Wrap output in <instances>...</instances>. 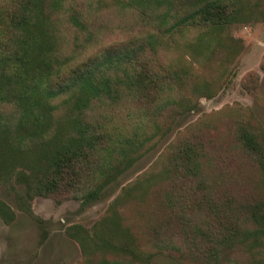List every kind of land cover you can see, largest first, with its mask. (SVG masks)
<instances>
[{
  "label": "rangeland",
  "instance_id": "rangeland-1",
  "mask_svg": "<svg viewBox=\"0 0 264 264\" xmlns=\"http://www.w3.org/2000/svg\"><path fill=\"white\" fill-rule=\"evenodd\" d=\"M4 1L0 0V6ZM68 3L90 14L93 35L87 41L88 31H65L59 17L61 51L74 56L73 64L145 33L141 23L134 21L135 12L115 0ZM251 14L246 12L225 28L207 32L211 48L199 54L190 46L201 35L198 29L168 39L169 46L158 51L159 64L151 62L148 67L185 66L190 73L181 91L175 83L162 94L163 100L172 98V104L163 103L160 112L153 111L159 104L154 90L138 91L115 108L103 106L104 113L102 107L95 108V117L101 114L121 134L129 138L137 134L143 143L128 147L125 167L116 170L118 175L97 199H77L76 187L29 196L23 174H34L38 138L23 137L18 143L27 150L13 151L11 142L24 132L5 136L0 129V205L6 206L5 212L0 211V264H85L88 258L102 257L134 264H264L263 234L251 247L222 248L215 258L208 253L218 244L204 235L208 232L212 238L238 227L235 221L242 225L241 206L264 198V172L236 134L242 123L264 136V13ZM195 83L194 94L190 87ZM181 94L192 102L180 105ZM65 95L49 101L51 106L60 105L51 110L54 120L67 112L61 104ZM10 107L0 105V112ZM184 141L206 153L207 186L180 170L174 179L171 165L176 147ZM79 226L84 228L82 234L75 231ZM68 231L85 239L81 242ZM106 241L112 246L103 244Z\"/></svg>",
  "mask_w": 264,
  "mask_h": 264
},
{
  "label": "trees",
  "instance_id": "trees-1",
  "mask_svg": "<svg viewBox=\"0 0 264 264\" xmlns=\"http://www.w3.org/2000/svg\"><path fill=\"white\" fill-rule=\"evenodd\" d=\"M115 3L135 12L134 21L144 27V35H135L80 64H73L72 54L62 53L59 37L63 34L58 21L62 16L65 31L72 28L88 31L86 39L90 41L93 35L88 26V12L68 5L67 0H5L0 6V105L11 106L8 112H0V129L5 136L24 132L18 141L11 140L13 151L27 150L26 145L18 143L23 137L38 138L34 174H23L29 196L51 195L62 188L76 187L77 199H97L125 167L128 147L143 143L137 134L132 138L121 134L117 125L110 124L112 121L101 114L95 117V108L102 107L104 113L103 106L115 108L127 103L138 91L154 90L159 104L153 111L160 112L165 107L163 103L172 104L169 102L172 98L163 100L162 94L175 83L181 91L190 73L185 66L174 70L148 67L151 62L159 64L158 51L169 46V38L192 29L200 30L201 35L190 44L193 52L199 54L211 48L213 41L207 38V32L225 28L246 12L264 13L261 0H115ZM194 53L190 56L196 60ZM190 91L195 94L196 83ZM62 94H66L61 104L67 112L54 120L51 110L60 105L51 106L49 101ZM185 100L192 102L191 97L181 94L179 104L183 106ZM114 130L118 136L113 135ZM236 134L244 151L256 158L264 172V136L242 123ZM205 155L193 142L179 143L171 165L174 179L180 170L182 175L197 177L200 184L206 185ZM168 193L165 192V198L172 206ZM5 207L1 204L0 211L5 212ZM241 207L243 226L235 221L238 227L231 226L220 235L211 238L208 232L204 234L208 241L218 244L212 254L208 253L214 258L219 257L222 248L245 250L255 243L258 235H264V198ZM83 230L79 226L75 231L82 234ZM68 233L81 242L85 239L74 231ZM103 244L112 246L107 241ZM92 261L88 258L85 264H134L131 260L103 257Z\"/></svg>",
  "mask_w": 264,
  "mask_h": 264
}]
</instances>
